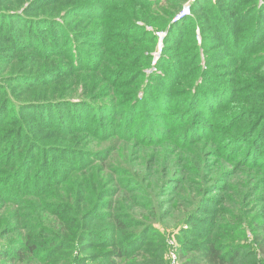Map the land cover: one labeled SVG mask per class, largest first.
<instances>
[{"label":"trees","instance_id":"obj_1","mask_svg":"<svg viewBox=\"0 0 264 264\" xmlns=\"http://www.w3.org/2000/svg\"><path fill=\"white\" fill-rule=\"evenodd\" d=\"M7 1L0 0V43L4 46V53L9 55L8 64L35 55L51 63L62 59L68 68L66 71L54 69L47 75L50 70L31 73L21 66L0 83V201L5 204L4 208L15 209L16 212L29 211L25 226L19 229L0 228L2 238L15 235L0 246V264H119V261L135 255L158 259L166 253L164 243L148 239L149 236L154 238V230L167 223H172L171 226L176 227L174 230L179 229L201 239L193 243L187 252L181 253L185 264H245L248 259H255L256 252L251 249L252 246L264 260V207L263 217H260L252 201L243 209L244 228L253 236L250 243L245 241V235L243 243L232 241L229 247L219 241L224 237L217 235L218 232L225 230L235 233L243 227L236 223H223L219 217L220 214H231L233 219H238L222 207L225 200H231L227 195L221 203L217 202L219 213L209 212L212 217L203 221L208 228L206 235L197 233V226L192 225L204 212L210 200L209 194L216 192L215 187H211L214 165L211 157L207 156V146L212 145L218 137L219 122L225 119L223 112L231 110L237 101L240 90L235 82L213 74L206 63V69L200 76L201 83L188 94L183 104L184 112L180 117L173 114L165 120L162 117L167 118L166 114L174 109L166 91L154 92L150 88L141 100L137 97V101L132 103L129 99L126 100L130 103L123 101L121 96L125 97L127 93L123 90L124 85L118 84L120 69L112 71L103 67L95 61L97 54L85 47L103 45L102 38H110L104 53L120 56V47L112 46L116 44L114 40L123 31L134 32L136 26L127 17L120 16L119 7L139 0H32L33 6L38 9L46 6L64 9L65 15L59 18H35L29 15V10L22 13L19 10L6 11L1 6ZM169 3L173 6L181 4L175 0ZM145 4L151 5L150 2ZM146 6L143 8H150ZM191 7L194 17L184 16L178 21L173 19L166 30L167 36L157 67L164 72L167 86L170 87L171 81L178 75V68L184 70L181 56L190 58V68L199 65L196 33L201 32L205 41L201 26V20L205 19L218 35L212 38L221 45H212V49L227 47L235 51L230 53L229 58L236 61V66L235 58L242 55H245L243 60L257 59L256 67L263 64L260 56H254V53L264 47V3L259 5V0H196ZM175 15L177 13L171 18ZM75 19L77 22L69 25V21ZM106 23L107 26L102 28ZM240 24H245L244 32H248L243 43L242 31L236 34L234 27ZM91 25L101 30L91 31L88 35L93 39L82 43ZM83 26L88 27L82 32L77 31ZM194 34L195 37L188 38ZM134 39L136 37L130 41ZM182 45H186L184 50L180 49ZM204 45L209 48L206 43ZM98 54L103 58L102 52ZM246 66L241 64L239 71H251ZM79 72H94V77L100 79L94 87L111 90L109 96L113 97L103 103L86 98H80L78 102L66 98L60 101L37 100L40 86L47 89L53 84L51 79L48 80L49 76L55 77L59 73L63 76L75 75ZM159 77L154 76L152 84ZM5 82L26 84V94H31L32 100L25 101V104L17 103L11 87ZM183 92L186 93V90ZM146 100L152 101L157 108L148 111ZM51 108H55L56 112L60 110L58 108H71L74 116L68 120L67 127L63 119L69 114L59 115L57 121L52 120L53 117L45 118L46 115H34L43 127L56 128L65 137L78 136L80 140L90 138L97 142L119 137L114 133L116 123L99 125L104 116L117 113L119 118L125 113L126 120L122 124L125 137L121 138L119 145L114 143L115 148L96 151L64 145L58 138L34 137L27 129L30 118L27 111H47ZM77 111H81L82 115L92 111L93 115L81 120ZM185 113L189 122L182 128L179 127L182 124L180 120ZM140 114L142 117L138 119ZM200 115H205L207 123L199 118ZM256 129L257 126L252 125L237 141L246 134L249 137ZM263 139L262 134L259 141L250 143L247 149H243L245 145L241 147L240 143L237 144L230 154L228 151L227 162L224 163L227 167L237 165L233 158L235 152L240 150L241 166L236 171L246 168L243 176H248V181L240 186L251 200L256 199L257 192L261 190L257 175L262 173L264 177ZM50 140L55 141L48 147L42 145V142ZM129 143L136 149L135 171L128 170L124 160L118 159ZM172 146L177 148L174 157L169 151ZM150 149L151 152L147 153ZM52 150L61 156H71V163L59 160L66 171L58 177H55L58 171L53 165L54 160L47 157ZM165 156L170 160L167 161ZM227 171L226 167L222 169L220 177L227 173L232 179L238 174ZM165 188L176 191L165 194ZM224 192H231L232 196L239 194V190L229 183ZM232 202L236 203L237 199L233 198ZM1 221L3 218H0ZM184 227H188V231ZM24 229L29 233H25ZM245 250L247 253L243 255ZM145 261L142 264H150L147 259Z\"/></svg>","mask_w":264,"mask_h":264},{"label":"rangeland","instance_id":"obj_2","mask_svg":"<svg viewBox=\"0 0 264 264\" xmlns=\"http://www.w3.org/2000/svg\"><path fill=\"white\" fill-rule=\"evenodd\" d=\"M169 1L171 0H139V2H137L138 4L130 3L124 4L119 7L120 16L127 17L133 23L135 22V24L132 23V25L136 26L133 29L135 30L134 32L128 33L127 31H123V34H121L119 38H116L114 40L116 44L112 46L120 47V56L104 53L106 48L108 47L110 38H102L101 43L103 45H87L85 47L88 51L97 54V58L95 61L101 64L103 67H106L107 69L112 71L120 69L118 84L122 83L124 85L123 90L127 93V96H121V99H123V101L128 102V100L126 99H129L130 102H135L137 101V97L139 98V100H141L143 95L148 93L147 91L150 88H153L154 92L166 91V96H168V98L171 100L172 105L174 104V109L172 110V112L166 114L165 117L167 118L162 117L165 120H168L169 115L176 114L178 117H180L181 113L184 112L183 104H185L186 98H188V94L194 92L195 88L201 83L202 78L200 76L202 75V71L206 69V63L210 65V69L213 74L221 75L222 79L226 81L235 82L240 90L237 101L234 103V106L231 110H225L223 112L225 119L220 120L219 122L220 129L216 132V134L218 133V137L215 139L212 145L210 144L209 146H207V149L209 150L207 156L211 157L214 165L212 168L213 182L211 187H215L216 192H212L209 194L210 200L205 205L204 212L200 214V218L195 220L192 225L197 226V233H203V235H206V230L208 228L205 226V223H203V221L205 219H208L209 217H212L211 215H209V212H213L215 214L219 213L217 202L221 203L223 200H225V195H227L231 200H225V202H223L222 204V207L224 208V211H230V213H232V215L236 216L238 219H233L231 217V214H220L219 217L222 218L223 223H236L238 226L243 227L238 229L235 233H230L225 230L218 232L217 235H222V237H224V239L222 238L219 241L229 247L231 246L232 241L243 243V235H245V241L248 240V243H250L253 239V236L250 231H246L244 228L245 218L243 216V209L246 207L249 201H252L254 203V208L259 211L257 213H260L259 216L263 217L262 208L264 207V177L262 173L257 175L260 179L259 187L261 190L257 192L256 199L253 198L251 200L246 197V190L243 189V187L241 188L240 186L241 183H246L248 181V176H243L246 168L243 167L241 170L236 171V169L240 168L241 166L239 164L241 162L239 156L240 147L237 148V150L239 151L235 152L236 154L233 158L234 164L237 165L233 167H227L224 163L227 162L226 156L228 151L230 154V150L236 147L237 144L240 143L239 146L241 147L242 145H245L243 149H247L250 143L254 144L258 142L260 137H262V134L264 137V130L262 132V129L264 127V47L258 50V52L254 53V56H260V62L263 63L262 65L260 64L261 66L257 65L256 67V63L258 61L257 59L255 61H250L248 59L243 60L242 57H245V55H242L240 58H235L238 63V66H236V61L232 60V57L229 58L230 53H235V51H231V49L227 47H222L221 49L211 48L212 45H215L213 47L221 46L219 45V42L215 41V39L212 38L218 35L213 29H211L210 22L207 21L208 19L201 20L203 21L201 26L202 34L205 33V41H203L202 39L201 32L197 31L196 33V41L198 45L197 52L200 55V71L199 67L197 68L198 64L192 65V67L190 68L189 64L192 63L190 62V58L181 56V60H184L185 64L184 70H181L179 68L177 69L178 75L175 76V78L171 81V85L169 87L165 83L164 72H162L157 67L162 54V50L164 48V40L167 36L166 30L168 29L173 19L178 21L184 16H193V13L191 12L192 7L190 8V6H192L196 0H175L181 2V6H178V4L173 6L169 3ZM149 2L151 3V5L146 6L145 3ZM262 3H264V0H259V5H262ZM143 6L150 8L146 9L143 8ZM1 8L6 11L19 10L20 13L29 10V15L35 18L41 16H52L55 18H59L65 15L64 9L57 6H46L44 8L38 9L33 6L32 0H8L3 6H1ZM174 13H177V15H175L176 17L173 16V18H171ZM75 22H77V19L70 20L69 25H73ZM120 25L123 26V24ZM105 26H107V23L101 27L105 28ZM87 27L88 26H83L82 29L78 28L77 31L82 32L87 29ZM165 27L167 28L163 29ZM234 27L236 29V34L242 31L241 34L244 38L242 40L243 43L248 35V32H244L245 24L235 25ZM94 30L98 31L101 30V28L96 25H91V29L87 32V38L81 40L82 43H88L93 39L89 38L90 35L88 34ZM206 34L211 35V37H207ZM132 37H136V39L130 41ZM192 37H195V34L194 36H189L188 38L191 39ZM188 41L192 42L193 40ZM204 43H206L209 48H207ZM185 47L186 45H182L180 49L184 50ZM3 49L4 46L2 43H0V83H2V81L4 80H7L6 76L13 73L14 70L18 69L21 66L27 68L31 73H45V71L50 70L47 75L54 69L66 71V68H68L65 64H63L64 61H62V59H56L53 63H51L38 59L35 55H31L24 60L12 61L9 65V55L5 54ZM99 52L103 53L101 54L103 55V58L101 56H98ZM38 56L39 55L37 54V57ZM106 59H108V62H105ZM239 62L241 64L247 65L246 67L251 71H239V66H241ZM207 74L208 73L204 75ZM94 75V72H83L75 75L63 76V74L59 73L55 77L49 76L48 80L51 79L50 81H52L53 84L47 89L40 86L41 89L39 90L40 93L37 100L60 101L66 98L70 100L72 99L73 102H78V99L86 98L91 99L96 103L108 102V100L113 97V95L109 96L111 90H101V88L98 89V87H94V85L97 84L100 80L95 78ZM154 76L160 77L158 80H156V83L152 84ZM5 83L7 84V86L11 87V92L16 98L15 100L17 103L21 102L25 104V101L32 100L33 96L31 94H26V84ZM184 90H186V93L183 92ZM155 101L156 100H154V102ZM145 103V105H147L148 111H154L157 108H155L153 102L150 100H146ZM51 109H47V111H44V109H30L27 111L28 115L30 116V118H28L27 129H29L30 133L34 135V137H42L44 139L58 138L60 142L64 143V145H71L72 147H74L75 145V147H79V149L82 150L93 149L95 151L98 149L115 148L116 146L113 147L114 143L116 142V144L119 145L122 141L121 138L125 137L123 131L125 127L122 125L126 120L125 113H122L119 118L117 116V113H110L104 116L103 122H101L99 125L116 123V126L114 127V133H117L119 137H114L109 141L97 142L96 140L90 138H83L80 140L78 136L65 137L62 135L63 133L58 131L56 128L47 126L43 127L39 123L38 118L35 117L36 115L42 114L46 115L45 118H47L48 116L53 117L52 120H56V117L61 114L63 116L69 114V117H65L63 119V124L67 127H69L68 120L72 119V117L74 116V110H72L71 108H58L60 109L58 110V112H56L55 108ZM138 111L139 113L141 112V106L139 107ZM80 112H78V116H80L81 120H85V116L91 117L93 115L92 111H90L86 115H82V113ZM187 116V113L181 116L180 121L182 122V124L179 127L183 128V125L189 122L186 119ZM141 117L142 115L140 114L138 119H141ZM199 118L207 123L205 115H200ZM216 123L217 122H215L214 125H216ZM252 125L253 127L257 126V129L249 137H247V135L249 134H246L237 141V138L242 135L244 131L248 130ZM54 141L55 140L42 142V145L48 147V145L54 143ZM131 145L132 143H129V146L125 145L126 147H124L123 149L124 153L118 159H121L122 161L124 160V166L128 170L135 171V168L133 167L137 164L134 152V150L136 149H133ZM176 149V146H172L169 148L171 157L177 155ZM149 152H151V149L148 150L147 153ZM48 156H50L54 160L53 165L58 171V173L56 172L55 177H58L60 173L66 171L64 166L59 164V160L63 159L65 161H70V155L61 156L60 154H57L54 150H52L47 154V157ZM165 158L167 159V161L170 160V158L166 156ZM225 167L228 169V173L234 174V172H238V174L232 179L228 177L227 173L225 176L220 177L221 171ZM47 173L50 174L49 172ZM133 179L136 180L137 177ZM228 183L232 188L236 187L239 190L238 196H235L234 194L232 196L231 192H229L228 194L224 192V189L227 188ZM175 191L176 190H169L167 188L164 189L165 194L175 193ZM233 198L237 199L236 203L232 202ZM3 205L5 204L0 201V218H3V221H1L0 223V228L19 229L20 227L26 225L25 219L27 217L26 215H29V211L24 210L25 212H16L15 209L10 210L8 208H4ZM171 225L172 223L163 224L162 226L160 225L161 228L154 230V232L152 233L155 234L154 238L149 236L148 239L149 241L156 239L157 241L164 243V249L166 253H163V256L158 259H149L143 256L135 255L131 258L119 261V264H142L143 262H146V259L150 264H185V261L181 259V253H184L185 251L187 252V250L191 249L193 243L199 242L201 239L199 238V236L181 232L179 231V229L174 230V228L176 227H173ZM184 228L187 229V231L189 229L188 227ZM24 231H26L25 233H29L26 229H24ZM14 236L15 235H8L5 238H2L0 236V246L8 243ZM251 249L256 252L255 259L250 258L245 261V264H263L264 260L261 257L260 253H258L257 249L253 246ZM242 253L243 255L246 254L247 250L243 251Z\"/></svg>","mask_w":264,"mask_h":264},{"label":"built area","instance_id":"obj_3","mask_svg":"<svg viewBox=\"0 0 264 264\" xmlns=\"http://www.w3.org/2000/svg\"><path fill=\"white\" fill-rule=\"evenodd\" d=\"M175 260V259H174Z\"/></svg>","mask_w":264,"mask_h":264}]
</instances>
